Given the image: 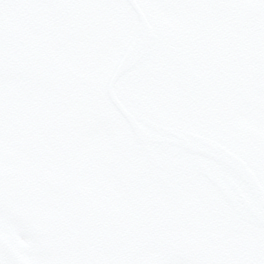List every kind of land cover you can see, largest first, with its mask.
Wrapping results in <instances>:
<instances>
[{
	"label": "water",
	"instance_id": "obj_1",
	"mask_svg": "<svg viewBox=\"0 0 264 264\" xmlns=\"http://www.w3.org/2000/svg\"><path fill=\"white\" fill-rule=\"evenodd\" d=\"M236 12L220 47L208 22L195 39L140 2L44 5L4 38L5 73L46 83L68 114L105 124L135 229L151 237L178 225L200 228L195 255L210 260L264 237V137L236 121L250 14ZM35 28L51 44L93 35L119 54L104 78L82 77L33 44Z\"/></svg>",
	"mask_w": 264,
	"mask_h": 264
},
{
	"label": "flooded vegetation",
	"instance_id": "obj_2",
	"mask_svg": "<svg viewBox=\"0 0 264 264\" xmlns=\"http://www.w3.org/2000/svg\"><path fill=\"white\" fill-rule=\"evenodd\" d=\"M162 19L202 31L199 10L161 9L144 0ZM235 12L211 10L210 30L215 44L228 39ZM191 31V30H190ZM246 94L237 121L264 135V114L256 110L250 87L256 70L255 20L243 34ZM65 66L101 77L117 54L111 43L94 37L67 42L51 50ZM3 97L4 156L0 164L3 212L0 213V258L5 264H72L81 258H118L159 251L191 254L186 243L196 232L184 226L144 242L127 232L131 207L115 180V153L104 126L96 119L66 117L44 84L5 75ZM67 185L56 193L38 181ZM197 258V257H196Z\"/></svg>",
	"mask_w": 264,
	"mask_h": 264
},
{
	"label": "snow or ice",
	"instance_id": "obj_3",
	"mask_svg": "<svg viewBox=\"0 0 264 264\" xmlns=\"http://www.w3.org/2000/svg\"><path fill=\"white\" fill-rule=\"evenodd\" d=\"M89 0H0V164L4 156V114L3 97L5 91V61L4 38L12 24L20 23L26 12L44 5L61 3H86ZM109 4L132 5L144 0H92ZM151 3L176 10H215L245 11L255 20L256 56L254 63L255 72L250 80V87L257 97L256 110L264 114V0H150ZM43 187H48L56 193L67 194V185L57 182L54 186L50 181H38ZM3 182L0 177V213L3 212ZM0 264L5 261L0 258ZM72 264H264V237H257L254 242L246 247L236 250L231 257L210 260L184 255L175 251H159L155 255L136 253L118 258H81Z\"/></svg>",
	"mask_w": 264,
	"mask_h": 264
}]
</instances>
